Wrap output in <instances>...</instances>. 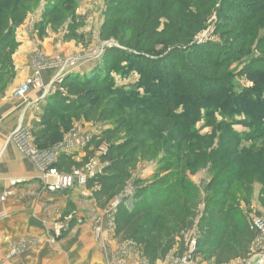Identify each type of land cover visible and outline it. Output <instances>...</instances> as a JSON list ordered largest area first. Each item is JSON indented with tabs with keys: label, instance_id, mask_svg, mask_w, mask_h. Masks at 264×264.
<instances>
[{
	"label": "trees",
	"instance_id": "obj_1",
	"mask_svg": "<svg viewBox=\"0 0 264 264\" xmlns=\"http://www.w3.org/2000/svg\"><path fill=\"white\" fill-rule=\"evenodd\" d=\"M39 3L0 0V93L16 73L15 31ZM73 4L74 0H51L45 5L46 15H64ZM212 12L221 40L192 42ZM261 27L264 0H108L98 37L114 44L105 47L90 72L64 75L46 98L38 131L46 148L62 141L76 121H110V127L85 144L79 160L61 153L53 166L69 173L94 156L91 146L107 143L98 156L101 171L83 187L97 207L117 199L114 238L129 242L147 264L170 254L181 256L190 233L195 235L193 259L226 264L251 254L259 232L247 211L240 210L237 188L245 191L248 210L252 184L264 182V173L248 168L260 148H243L261 139L264 147ZM253 49L257 54L251 55ZM248 54L237 75L252 86L235 92L230 63ZM131 71L139 76L136 89L118 87L112 73L123 76ZM237 115L242 117L236 119ZM196 122L219 131L217 143L211 135L199 134L202 126ZM233 123L247 126L246 131H236ZM159 154L151 176H132L140 160ZM201 169L209 177L198 185L190 175ZM65 223L59 238L76 220Z\"/></svg>",
	"mask_w": 264,
	"mask_h": 264
},
{
	"label": "crops",
	"instance_id": "obj_2",
	"mask_svg": "<svg viewBox=\"0 0 264 264\" xmlns=\"http://www.w3.org/2000/svg\"><path fill=\"white\" fill-rule=\"evenodd\" d=\"M30 14L26 19L31 17ZM33 26L24 23L15 31L19 42L12 56L16 76L6 90L0 93V196L3 192L9 194L6 200L0 202V209H4L7 214L6 218L0 221V264H116L111 258L112 249L117 248L110 240L114 237L113 233L105 235L109 242L107 249L103 250L100 245L103 235H96L94 227L92 228L94 216L103 211L88 198L87 190H83L82 193L88 200L87 211L84 209L72 213L71 218H74L76 223L64 237L53 242L50 240L55 223L63 221L59 215L65 207V198L68 194L61 195V192L71 190L70 199L79 204L78 199L73 196L78 189L73 187L55 192L47 191L39 178L40 170L31 159L22 155L9 139L8 135L16 127L31 128L32 122L39 120L37 109L41 110L46 98L58 88V84L53 83L55 76L59 75L60 78L66 72H75L74 70L71 72L69 68L58 71H52L54 68H45L41 72L40 88H30L23 98L14 96L16 87L34 74L31 62L34 51L39 48L43 54L48 55L46 60L60 54L61 51L65 53L59 41L51 43L46 38L41 41L33 35ZM92 69L89 67L85 71L90 72ZM73 150L69 154H74V158L78 160L81 148ZM13 180L16 182L11 184ZM79 206L80 204L77 208ZM23 239L30 243L26 250L10 257L9 247ZM253 247L248 258L232 260L226 264H262L257 262L259 256ZM131 253L130 258L137 255L135 252Z\"/></svg>",
	"mask_w": 264,
	"mask_h": 264
},
{
	"label": "rangeland",
	"instance_id": "obj_3",
	"mask_svg": "<svg viewBox=\"0 0 264 264\" xmlns=\"http://www.w3.org/2000/svg\"><path fill=\"white\" fill-rule=\"evenodd\" d=\"M108 0H74V4L72 7L68 9V12L64 15L61 13H56L53 15H46L47 9H45V5L51 3V0H40L39 5L31 12L34 14H30L27 19L24 20V23H30L33 24V35H36L39 40H43V38H46L47 41H50L51 43H59L61 44L62 50L65 51V53L56 54L53 58H49L47 54H43V52L38 48L36 51L33 52L31 57L32 62V69H34V65H40V69L38 70V74H33L30 77L38 76L41 80V72L45 68H54V70H60L62 69L61 63L68 59H75V69L74 71L81 75L84 74V72H88L89 70L85 71L89 67L94 68L96 64L101 59V56L103 54V51L106 46L113 45L114 43L111 41L109 43L108 41H100L98 37V30L100 27V24L103 20V11L105 4ZM36 15V16H35ZM32 20V17H34ZM39 24L38 26H35V24ZM216 13H213L209 16V18L204 23V29L200 32H198L196 35L193 36L192 42H197L199 39L206 41L208 39H213L216 42H219L221 39L219 37L218 33H215L216 31ZM37 29L41 32H38ZM41 33V34H40ZM264 35V27H261L258 31V36ZM58 43V44H59ZM106 44V45H105ZM64 48H63V46ZM39 54V56H38ZM257 54V51L253 49L251 52V55ZM249 54L244 55L242 57H239L237 59H234L231 61L229 70L233 71L235 77H234V91L240 92L242 88L250 87L252 86V83L250 80L246 79L243 75H237V70L240 69L244 64L245 61L249 59ZM74 72V73H75ZM16 76V73L14 74V77ZM13 77V79H14ZM112 77L115 80V84L118 87H122L126 90L136 89L137 80L139 78L138 73L136 71L128 72L127 75H120L116 73H112ZM62 78V77H61ZM12 79V80H13ZM56 85H60L61 80L59 78V75H56L53 79ZM139 91H142L141 87H138ZM39 111L38 113V119L37 121L32 122V127L29 128L32 134V144L35 147L43 148L45 149L47 147V143L44 141V139L40 138L39 134V121H40V112L42 109H37ZM35 114H37L35 112ZM241 115L235 116L236 119L241 118ZM218 119H222L220 115H218ZM110 121H102V122H96V121H84L83 119L76 121L73 128L66 132L63 136V139L67 137L70 133L75 131L78 134L84 135H90V139L94 134H99L101 131H103L105 128L110 127ZM195 126H202L201 122H196ZM233 129H235L238 132L246 131L247 126H244L242 124H232ZM199 134H208L212 136L213 143H217L219 131L213 130L211 126H202ZM9 136V135H8ZM7 136V137H8ZM39 138V140H38ZM62 139V140H63ZM117 139H120V135L117 137ZM229 139V138H225ZM10 142V141H9ZM261 140H255L244 143V147L247 150H254L257 148H260L258 150V159H256L252 166H248V168L255 169L256 173H264V147L262 146L263 143ZM56 145V144H55ZM49 146V145H48ZM54 146V145H53ZM52 147V146H51ZM107 143L105 141H102L99 145L91 146L90 149H93L94 156L91 158L94 163V167H97V165H101V163L98 160V156L104 153L106 150ZM50 148V147H48ZM46 148V149H48ZM81 147V155L78 156V160L80 157L84 155V151ZM239 149V148H238ZM263 152V154H262ZM162 156V154H159L157 157L151 159V160H140L137 164V166L132 170V176L134 178L136 177H144L148 178L151 176L158 168V159ZM208 172L206 169H201L195 174L190 175V179L196 183L201 184L202 182H205L208 180ZM74 188L78 189L77 192H74L73 196L78 199L79 201V208L77 206L79 204H76L72 202L70 199L71 194L70 191H63L61 192V195H67L65 198V207L62 210V212L59 215V218L62 219L65 222H69L71 219L72 213L88 209V200L84 197L83 190L85 191L84 187L80 185L74 186ZM6 198L9 196L6 192L2 193ZM11 194V193H10ZM237 195L239 197V208L241 211H247L248 217L253 218L255 216H261L264 219V205L261 203V200H264V182L256 181L251 186V192L249 194L250 198V205L247 210L246 205L243 202V197L245 196V191L238 187L237 188ZM2 196V195H1ZM117 201V199H113L110 201L107 205L104 207H99L103 213L94 216L93 218V225L94 232L96 228L100 229V236L103 235L101 240V247L103 250L107 249V242L109 240L107 234L110 232L111 235L113 233V220L110 216V211L112 207L114 206V203ZM5 212L4 209H0V212ZM109 215V217H107ZM7 216V214H6ZM5 216V218H6ZM74 216V215H73ZM106 216V217H105ZM5 218L1 219L0 221L4 220ZM195 237L193 233H190L188 237L186 238V246L184 253L179 256L175 257L173 255H168L166 259L157 261L156 264H178L181 257L185 255V253L188 251V242L190 239ZM110 239L117 248L112 249V255L111 258L115 262H118L119 256L122 257V253L125 256L128 251L135 252L137 255L134 257H131V259L136 260V263H141L143 261L146 262V260L140 255L138 251H136L134 248H132L127 241H119L117 238L111 237ZM31 242V241H29ZM53 242V241H52ZM27 240H20L18 243H13L9 249H8V255L10 257H14L16 255L21 254L24 252L28 246ZM100 247V249H101ZM11 248H16L15 253H10ZM254 252L258 253V263H264V232L261 234V236L255 240L254 242ZM101 251V250H100ZM252 253V252H251ZM132 254V253H131ZM236 260V259H235ZM240 260V259H239ZM242 260V259H241ZM192 262L194 264H213L212 262H206L203 261L201 257H197L196 259H193ZM192 263V264H193ZM15 264H22V263H15Z\"/></svg>",
	"mask_w": 264,
	"mask_h": 264
},
{
	"label": "built area",
	"instance_id": "obj_4",
	"mask_svg": "<svg viewBox=\"0 0 264 264\" xmlns=\"http://www.w3.org/2000/svg\"><path fill=\"white\" fill-rule=\"evenodd\" d=\"M202 41L203 40L201 39L198 40V42ZM108 42L111 43V41ZM75 59L76 58L63 61L61 63L62 70L65 68H69V70L72 72L75 68ZM40 67V65H34L35 75L38 74V70L40 69ZM66 74L68 73L66 72L65 75ZM60 79L62 78L60 77ZM41 86L42 82L38 76L28 77L16 87V89L14 90V96L17 98H23L30 88H40ZM9 139L14 142L16 148L22 155L31 159V161L37 166L41 173L39 178L42 181L45 189L50 192L71 189L76 185H80L82 187L89 177L93 176L95 173L100 172L102 168L101 165H97V167H94L95 162H93L92 159H90L82 167L73 169L69 173L60 172L56 169L55 166H53L59 154L69 153L73 149L84 147L85 144L90 140V135L83 136L82 134H78L73 131L56 145L48 149H39L32 144V134L30 129L18 126L9 134ZM15 182L16 180H13L11 181V184H14ZM5 196L6 195L0 196V202H3L5 200ZM116 203L117 201L114 203V206L116 205ZM114 206L110 211L111 219ZM5 216L6 213H4L3 211L0 212V220L5 218ZM249 222L252 227L258 230L259 234L256 238L258 239L264 232V219L261 216H255L253 218H250ZM64 229H66L65 221L55 223L52 228L50 240H57L60 236L61 231ZM95 232L96 235L100 236L99 228H96ZM16 250V248H11L10 253H15ZM194 250L195 237L190 239V241L188 242V251L181 257L178 264H192V255L194 253ZM131 252L132 251H128L125 256L122 253V257L119 256V258L117 259L118 262H116V264H147V262L145 261L136 263V260H132L130 258Z\"/></svg>",
	"mask_w": 264,
	"mask_h": 264
}]
</instances>
